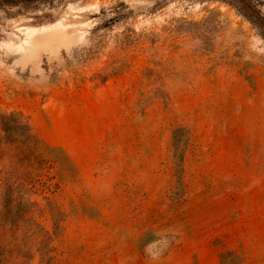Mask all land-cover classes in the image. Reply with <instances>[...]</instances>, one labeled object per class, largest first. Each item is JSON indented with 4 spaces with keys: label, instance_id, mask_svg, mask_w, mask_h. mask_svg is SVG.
<instances>
[{
    "label": "rangeland",
    "instance_id": "1",
    "mask_svg": "<svg viewBox=\"0 0 264 264\" xmlns=\"http://www.w3.org/2000/svg\"><path fill=\"white\" fill-rule=\"evenodd\" d=\"M22 1L0 264H264V0Z\"/></svg>",
    "mask_w": 264,
    "mask_h": 264
},
{
    "label": "clouds",
    "instance_id": "2",
    "mask_svg": "<svg viewBox=\"0 0 264 264\" xmlns=\"http://www.w3.org/2000/svg\"><path fill=\"white\" fill-rule=\"evenodd\" d=\"M167 246H168V241L166 239L161 241H156L153 242V244L146 246L145 251L151 258L157 259L162 254L164 248H166Z\"/></svg>",
    "mask_w": 264,
    "mask_h": 264
},
{
    "label": "trees",
    "instance_id": "3",
    "mask_svg": "<svg viewBox=\"0 0 264 264\" xmlns=\"http://www.w3.org/2000/svg\"><path fill=\"white\" fill-rule=\"evenodd\" d=\"M56 1H65V0H23L22 3L26 4V5H30V4H39V3H52V2H56ZM4 3H6V4H14L11 1H7V2H4ZM257 28H259V26Z\"/></svg>",
    "mask_w": 264,
    "mask_h": 264
}]
</instances>
